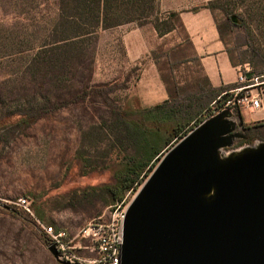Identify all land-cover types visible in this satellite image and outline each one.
<instances>
[{"label":"trees","instance_id":"trees-1","mask_svg":"<svg viewBox=\"0 0 264 264\" xmlns=\"http://www.w3.org/2000/svg\"><path fill=\"white\" fill-rule=\"evenodd\" d=\"M4 2L11 8L12 13L16 12L14 17L18 20V30L25 34L22 35L23 42L18 43L20 47L17 52L26 49H34V52L25 65L24 72L28 78L15 90L16 97H24L25 104L9 113L0 114V132L15 129L24 132L33 123L56 111L70 106L85 107L95 101H98L104 112V115L97 117L95 121L91 119L92 122L86 125L87 131H84L82 141L88 138V146L78 147L73 157L79 160L83 174L109 170L108 181L75 188L59 196L55 201V208L76 209L93 203L95 199L100 200L102 205H112L122 200L127 192L135 191L143 183L173 144L222 109L233 94L231 90L241 85L235 82L213 86L204 74L185 32L193 56L198 59L197 74L190 73L189 79H186L187 76H177L176 69L185 64L187 58L183 55L180 44L175 45L163 53L164 59L161 62L156 61L165 97L152 104H141L138 97L132 94L120 104L111 94L118 89H124L125 82H92L94 59L88 46L90 47L91 42L93 45L100 30L129 23L142 26L150 22L159 34H164L178 25L185 30L178 12H168L167 20L159 19L157 0ZM40 2L45 5L42 10L39 9ZM263 2L264 0H216L211 5L191 8L193 11L201 7L210 10L218 8L223 13L224 18L221 21L215 20V25L225 46V36L236 28L241 30L242 42L239 45L243 49L238 62L233 60L228 49L226 51L233 65L243 62L251 65L249 71H242L249 79L244 84H253L254 77L261 84L264 83V49L254 42L255 29L264 20ZM257 4L262 5L260 7ZM236 7L241 8L239 15L232 14ZM252 8L257 11L251 13ZM253 14L256 16L251 18ZM178 53H182V56L177 57ZM156 60H160V56ZM79 69L86 71V74L78 75ZM9 88L3 86V96L15 94ZM228 108L240 123V132L245 135V138L235 140L234 147L264 141V119L246 121L242 115L243 106L240 104H232ZM22 196L31 199L37 219H47L55 230L61 229L53 220L45 218V209L42 203H36L38 199L34 195L28 193ZM15 214L22 223L28 224L26 218L19 213ZM35 233L47 245L45 234L42 231Z\"/></svg>","mask_w":264,"mask_h":264},{"label":"rangeland","instance_id":"rangeland-1","mask_svg":"<svg viewBox=\"0 0 264 264\" xmlns=\"http://www.w3.org/2000/svg\"><path fill=\"white\" fill-rule=\"evenodd\" d=\"M157 1L158 18L167 20L170 10L160 4L161 0ZM180 1H186L185 4L191 9L194 5H211L216 0ZM167 4L170 3L167 2ZM261 5L257 4L260 7ZM44 8L45 5L43 6L40 2L39 9ZM210 11L214 21H221L224 18L218 8ZM256 11V8H252V12L250 10L251 13ZM8 12L12 13L11 8L4 0H0V114L9 113L25 104L24 97H16L15 90L21 82L23 83L28 78L24 72L25 65L34 52V49L17 52L20 47L18 43L23 42L22 35L25 36V34L18 30V20L14 17L16 12L12 14ZM240 12L241 8L236 7L232 10L234 15H239ZM7 13L8 16H6ZM253 15L251 18L256 16V14ZM134 29L135 31L141 29L143 32L145 52L138 58L130 60L123 44V37L129 30ZM225 41L226 49L231 52L233 60L237 63L243 49L239 45L242 42L241 30L236 28L231 34L225 36ZM254 42L264 49V20L255 29ZM178 44L182 47L181 51L186 56L187 62L178 66L176 73L179 78L187 76L186 79H189L190 73L197 74L198 59L194 58L192 49L187 43L185 30L179 25L164 34L156 32L150 22L142 26L129 23L100 30L93 45L91 42L90 47L88 46L94 59L91 81L94 83L111 80L124 81L125 88L118 89L111 94L120 104H123L132 94L138 97L141 104L157 102L165 97V91L156 61L161 62L164 59L163 53ZM182 53L176 56L181 57ZM158 56L160 60H156ZM236 66L241 72L249 71L251 67L247 62ZM77 74L85 75L86 71L79 69ZM261 83L256 80L254 83L256 86H253L259 90ZM3 86L10 87L9 89H12L15 94L3 96L1 93ZM133 102L136 104V100ZM223 110H229L231 113L228 106H224L216 113ZM101 115H104V112L98 101H95L85 107L70 106L56 111L33 123L24 132L16 129L10 132L1 130L0 208L6 212L0 209V264H58L47 250L46 245L36 236L35 232H41V229L37 226L31 199H29L30 212L13 204V201L22 195L28 193L34 195L38 199L36 203H42L45 209V218L53 220L56 226L64 229L69 238L74 237L78 229L88 220L106 213L109 205H102L100 200L96 199L93 203L76 209L73 207L55 208L57 207L55 201L59 196L75 188L100 184L109 179V170L90 171L83 174L79 160L73 157L78 147L88 146V138L82 141L83 133L87 131L86 125ZM230 117V120L236 121L232 114ZM255 144L253 142L251 146ZM241 146L223 147L218 150V154L222 156L224 152L225 155L235 153L242 148ZM137 189L128 193L129 200L132 199ZM1 204L9 205L13 210L5 209ZM15 213L26 218L28 224L22 223ZM40 221L49 224L47 219ZM83 243L87 244L85 241Z\"/></svg>","mask_w":264,"mask_h":264},{"label":"water","instance_id":"water-1","mask_svg":"<svg viewBox=\"0 0 264 264\" xmlns=\"http://www.w3.org/2000/svg\"><path fill=\"white\" fill-rule=\"evenodd\" d=\"M230 114L190 130L138 187L123 220L120 264H264V141L219 156L245 138ZM46 248L57 263L74 264Z\"/></svg>","mask_w":264,"mask_h":264},{"label":"built area","instance_id":"built-area-1","mask_svg":"<svg viewBox=\"0 0 264 264\" xmlns=\"http://www.w3.org/2000/svg\"><path fill=\"white\" fill-rule=\"evenodd\" d=\"M252 80L255 83L257 77ZM248 81L249 79L239 71L237 82L241 85L231 90L233 94L225 102V106L240 104L248 107L250 111L261 107V92L249 90L257 83L244 84ZM128 193L130 191L122 200L109 205L106 213L88 220L72 238L68 237L64 229L55 230L52 224H45L38 219L37 226L47 237V245H54L61 261L74 264H120L123 220L130 201L127 198ZM13 204L30 212L29 199L25 196L18 197Z\"/></svg>","mask_w":264,"mask_h":264},{"label":"crops","instance_id":"crops-1","mask_svg":"<svg viewBox=\"0 0 264 264\" xmlns=\"http://www.w3.org/2000/svg\"><path fill=\"white\" fill-rule=\"evenodd\" d=\"M167 2L170 4H167ZM185 3L186 1L180 0L160 1V4L167 7L170 12H178L185 32L209 82L213 86L237 82L239 69L230 62L225 44L219 38L211 11L204 7L193 11ZM183 6L185 7L182 8ZM144 43L141 29H138V31H135V29L129 30L125 34L123 44L130 60L138 58L140 54L145 52ZM254 86L250 87L251 92L258 90ZM259 91L261 92V107L254 111H250L245 106L242 108V115L246 121L264 119V83L259 86Z\"/></svg>","mask_w":264,"mask_h":264}]
</instances>
